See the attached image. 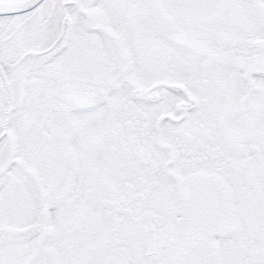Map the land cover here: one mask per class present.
<instances>
[{"label":"snow or ice","instance_id":"6c2138e0","mask_svg":"<svg viewBox=\"0 0 264 264\" xmlns=\"http://www.w3.org/2000/svg\"><path fill=\"white\" fill-rule=\"evenodd\" d=\"M0 264H264V0H0Z\"/></svg>","mask_w":264,"mask_h":264}]
</instances>
